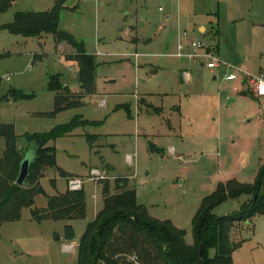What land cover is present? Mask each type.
<instances>
[{
    "label": "rangeland",
    "instance_id": "374dc122",
    "mask_svg": "<svg viewBox=\"0 0 264 264\" xmlns=\"http://www.w3.org/2000/svg\"><path fill=\"white\" fill-rule=\"evenodd\" d=\"M58 3L59 30L95 57V94L55 113L53 77L82 95L78 64L68 58L76 52L51 34L35 39L0 30V96L10 90L33 96L0 102V123L15 127L18 147L32 159L26 134L48 133L76 118L87 122L49 145L58 167L83 180L86 218L38 222L31 208L23 209L19 221L0 228V264H78L80 241L104 207L99 182H109L116 194L118 178L128 180L127 190L136 191L151 217L172 221L192 245L202 200L231 179L254 184L264 165V97L249 82L264 74V0H16L0 15V27L16 13L52 11ZM188 41L215 47L222 65L210 70L206 60L179 58V43L188 49ZM229 73L239 79L226 81ZM5 143L0 138V158ZM93 170L105 172V180H93ZM70 179L49 170L34 206L45 208ZM251 199H229L214 214L240 212ZM67 224L76 232L71 243ZM232 237L242 242L234 264H264V214Z\"/></svg>",
    "mask_w": 264,
    "mask_h": 264
},
{
    "label": "trees",
    "instance_id": "16d2710c",
    "mask_svg": "<svg viewBox=\"0 0 264 264\" xmlns=\"http://www.w3.org/2000/svg\"><path fill=\"white\" fill-rule=\"evenodd\" d=\"M15 3L16 0H0V15L7 13ZM62 9V3H58L52 11L16 13L13 23L0 27V30H8L13 35L35 39L51 34L58 44H67L76 52L68 58L78 64L82 95H74L59 77H53L48 90L55 94V113L78 108L83 105L85 97L95 94L97 70L95 57L87 54L84 44L70 33L59 30ZM4 57L0 55V58ZM32 97L10 90L7 96H0V102L9 98L17 101ZM81 123L87 122L76 118L70 124L56 127L48 133L25 135L26 142L34 147V157L22 187L17 180L26 159V150L18 147L15 127L0 123V138L6 142L3 157L0 158V228L5 223L19 221L23 209L33 207L35 198L45 194L40 181L49 170L58 169L62 177L73 178L58 167L54 149L49 145L70 135ZM99 183L104 184V207L88 224L80 241L78 264H234L233 255L241 248L242 242L233 240V231L242 225L251 226L254 217L264 214V165L254 184L231 179L220 183L211 195L202 200L192 221V245L186 242L187 232L176 227L172 221L150 216L148 209L139 204L136 191L127 190V179H117V190L120 192L116 194L111 193L109 182ZM243 196L252 199L243 205L240 212L223 217L214 214V210L229 199ZM32 213L38 222L84 220V187L79 191L68 188L63 194L48 197L46 207L36 208ZM64 237L68 242L76 239L72 224L66 225Z\"/></svg>",
    "mask_w": 264,
    "mask_h": 264
},
{
    "label": "built area",
    "instance_id": "2783aa9c",
    "mask_svg": "<svg viewBox=\"0 0 264 264\" xmlns=\"http://www.w3.org/2000/svg\"><path fill=\"white\" fill-rule=\"evenodd\" d=\"M163 1V0H161ZM185 38H188V34H184ZM189 46L188 49L184 48L182 43H179V58H186L192 61H202L206 60L207 63L203 65L206 66L210 70H215L222 65V62L217 57L216 48L213 46H208L203 44L202 42H194L188 41ZM186 78L189 79V76L186 75ZM226 81L234 82L239 79L237 73H229L225 77ZM10 80V78H8ZM250 85L252 86L253 92L258 97H264V74L261 77H252L250 79ZM104 105V104H103ZM102 106V105H101ZM129 162H131V157L128 158ZM93 180L100 181L105 180L106 173L101 170H93L91 173ZM84 187L83 180L78 178H72L69 180L68 188L72 191L82 190Z\"/></svg>",
    "mask_w": 264,
    "mask_h": 264
},
{
    "label": "water",
    "instance_id": "95a60500",
    "mask_svg": "<svg viewBox=\"0 0 264 264\" xmlns=\"http://www.w3.org/2000/svg\"><path fill=\"white\" fill-rule=\"evenodd\" d=\"M40 12V11H39ZM232 100H230L229 102H231ZM30 164H31V159H28L26 158L23 163H22V166H21V170H20V173H19V177H18V180H17V184L19 186H24L26 180H27V177L29 176V170H30ZM36 207L33 206L31 207V210H35Z\"/></svg>",
    "mask_w": 264,
    "mask_h": 264
},
{
    "label": "crops",
    "instance_id": "0c3cea01",
    "mask_svg": "<svg viewBox=\"0 0 264 264\" xmlns=\"http://www.w3.org/2000/svg\"><path fill=\"white\" fill-rule=\"evenodd\" d=\"M203 30H205V29H201V31H203ZM216 79V78H215ZM247 81V80H246ZM74 242V241H73ZM69 243H71V242H69Z\"/></svg>",
    "mask_w": 264,
    "mask_h": 264
}]
</instances>
